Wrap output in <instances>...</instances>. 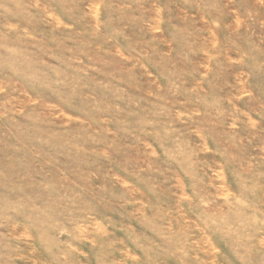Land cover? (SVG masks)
<instances>
[{
	"label": "rangeland",
	"instance_id": "374dc122",
	"mask_svg": "<svg viewBox=\"0 0 264 264\" xmlns=\"http://www.w3.org/2000/svg\"><path fill=\"white\" fill-rule=\"evenodd\" d=\"M0 264H264V0H0Z\"/></svg>",
	"mask_w": 264,
	"mask_h": 264
}]
</instances>
